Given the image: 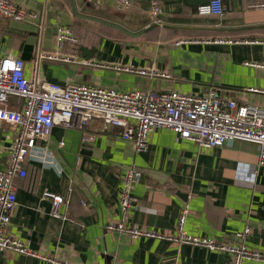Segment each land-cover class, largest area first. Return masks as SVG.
<instances>
[{
  "label": "crops",
  "instance_id": "1",
  "mask_svg": "<svg viewBox=\"0 0 264 264\" xmlns=\"http://www.w3.org/2000/svg\"><path fill=\"white\" fill-rule=\"evenodd\" d=\"M9 1L40 15L41 28L0 19V58L25 53L27 79L36 54L53 52L57 29L69 27L77 43L65 45L61 56L71 62L42 61L41 82L121 92L215 93L238 106L264 109V52L254 44L264 41V9L235 2L218 19L197 16L181 0H131L128 11L107 0ZM153 2L163 9L158 19L150 16ZM113 67H152L168 76L146 78ZM123 131L97 120L84 128L55 125L47 141L37 144L50 155L35 151L43 159L24 163L26 177L17 182L9 234L30 252L72 264H231L226 254L105 231L121 219L122 180L133 167L142 177L131 193L135 208L129 226L175 234L187 206L188 234L229 243L235 232L250 226L248 246L264 251V166H258L256 145L233 141L201 151L155 129L139 153L122 138ZM12 140V127L0 123V171ZM44 192L63 198L58 210L63 217L53 216ZM0 264L45 263L0 252Z\"/></svg>",
  "mask_w": 264,
  "mask_h": 264
},
{
  "label": "built area",
  "instance_id": "2",
  "mask_svg": "<svg viewBox=\"0 0 264 264\" xmlns=\"http://www.w3.org/2000/svg\"><path fill=\"white\" fill-rule=\"evenodd\" d=\"M107 1L114 2L124 11L132 8L131 0ZM246 8L264 9V2L252 1L247 3ZM226 11L222 0H212L195 8V14L199 17L218 19H222ZM162 13L161 6L153 2L150 16L158 19ZM0 19L16 23H35L41 28L38 13L9 0H0ZM76 43L77 39L69 27H59L55 34L53 52L46 54L40 51L33 59L31 79H27L25 75V65L21 58H0V123L8 124L13 129V140L6 164L0 171V252L18 254L45 264H72L30 252L23 242L9 234L11 213L16 206L17 182L26 177L24 163L27 160L38 162L43 156L50 155L47 151L38 149L37 144L47 141L55 125L84 128L87 123L97 120L107 126L122 127V138L131 141L139 153L146 150L147 139L155 129L168 130L179 140L195 144L201 151L220 148L233 141L247 142L259 148L258 166H264V109L259 106H238L234 101L222 99L215 93L191 96L178 92H121L84 84L60 85L41 82L38 77L41 62L70 63V59L62 57L61 54L65 45ZM254 44L261 45L264 52V41H255ZM246 64L256 66L255 63ZM111 69L146 78L168 76L156 73L152 67ZM127 122H132V125ZM35 151L44 154L40 156L34 154ZM141 177V172L136 168L125 170L119 195L121 219L118 223L107 224L105 231L124 234L132 240L163 241L226 254L230 256L231 264H264V251L247 244L252 232L250 226L235 232L229 243L191 235L184 228L189 213L187 206L181 212L175 234L164 235L129 226L128 221L135 208L131 193L140 183ZM42 199L51 202L54 217H63L58 211L63 204L62 197L44 192Z\"/></svg>",
  "mask_w": 264,
  "mask_h": 264
},
{
  "label": "water",
  "instance_id": "3",
  "mask_svg": "<svg viewBox=\"0 0 264 264\" xmlns=\"http://www.w3.org/2000/svg\"><path fill=\"white\" fill-rule=\"evenodd\" d=\"M209 1H212V0H181V3L184 7L188 8V9H195L199 5L205 4ZM222 1L232 2V1H246V0H222ZM27 48H29V46H26V50H27ZM25 57H26V54L23 53L21 58L25 60V59H27Z\"/></svg>",
  "mask_w": 264,
  "mask_h": 264
},
{
  "label": "trees",
  "instance_id": "4",
  "mask_svg": "<svg viewBox=\"0 0 264 264\" xmlns=\"http://www.w3.org/2000/svg\"><path fill=\"white\" fill-rule=\"evenodd\" d=\"M252 1H256V2H264V0H246V1H232V2H227V1H223L224 5L226 6V8H230V6L232 5V3H235V2H238V3H242V4H247L249 2H252ZM193 11H195V9H191Z\"/></svg>",
  "mask_w": 264,
  "mask_h": 264
}]
</instances>
